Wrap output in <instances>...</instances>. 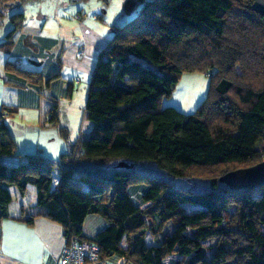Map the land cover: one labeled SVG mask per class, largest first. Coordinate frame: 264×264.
<instances>
[{
	"label": "trees",
	"instance_id": "obj_1",
	"mask_svg": "<svg viewBox=\"0 0 264 264\" xmlns=\"http://www.w3.org/2000/svg\"><path fill=\"white\" fill-rule=\"evenodd\" d=\"M27 1L0 0V15ZM137 1L139 14L99 52L87 125L68 151L6 164L20 155L7 122L17 109H0V222L46 216L108 263L118 255L129 264H264V184L233 190L220 180L264 160V0ZM9 18L12 40L25 14ZM11 65L53 101L49 122L58 125L59 103L45 90L61 73L23 69L19 58ZM186 72L210 76L207 97L193 113L161 108ZM12 185L21 194L36 186L29 213L10 216ZM87 215L108 224L90 236Z\"/></svg>",
	"mask_w": 264,
	"mask_h": 264
},
{
	"label": "crops",
	"instance_id": "obj_2",
	"mask_svg": "<svg viewBox=\"0 0 264 264\" xmlns=\"http://www.w3.org/2000/svg\"><path fill=\"white\" fill-rule=\"evenodd\" d=\"M38 1L40 6L36 8ZM45 1L29 0L25 5L23 4L25 22L23 28L14 35L16 39L14 49L9 44L11 39L6 40L9 28L6 27L2 30V34L0 33L3 37L0 38V78L2 79L0 109L16 108L18 113L31 114L28 122L36 117L35 120H43L44 124L53 107V101L41 94L37 87L30 85L13 65L6 70V62L10 58H19L22 61L21 68L38 71L45 76L59 71L61 76L54 80L50 87L54 93L53 97L56 98L61 96L54 90L58 81L65 85L64 88L67 87V92L71 84L73 92L76 77L86 76L91 80L99 52L111 40L113 28L122 25L124 21L132 20H128L125 15H119V9L111 11L107 0L96 2L102 14L95 12L91 15L80 6L71 9L72 5L67 1H60L61 9H57L52 14L44 9ZM9 27L12 29V25ZM25 58H30L29 63L22 60ZM68 74L70 78L67 77ZM67 92L63 90L61 93L68 95ZM7 122L10 127L11 123L18 125L17 119L12 115L7 118ZM18 152L19 156H5L3 161L8 165H14L25 154H43L42 151L21 150L19 145ZM138 190L140 192L142 187H138ZM7 193L11 197L8 204L11 217L20 216L22 208L29 213L37 202L38 192L34 185H28L25 194H21L16 185H12ZM89 222L98 223V230L88 232L86 226ZM107 224L98 215H87L84 232L94 236ZM65 244L66 237L62 225L46 216L36 217L31 225L12 218H4L0 222V264H55ZM122 244L126 246L125 240ZM108 261L110 264H129L125 258L118 255L110 257Z\"/></svg>",
	"mask_w": 264,
	"mask_h": 264
},
{
	"label": "rangeland",
	"instance_id": "obj_3",
	"mask_svg": "<svg viewBox=\"0 0 264 264\" xmlns=\"http://www.w3.org/2000/svg\"><path fill=\"white\" fill-rule=\"evenodd\" d=\"M60 1H67L71 3V9H76L77 6L83 7L85 12L89 15L95 12H100L102 14L101 9L96 6V2H102L103 0H80L78 2L74 0H46L43 3L44 9H47L48 12H52V14H54L57 9H61V4H59ZM107 1L110 4L108 5L110 6L111 11L119 9V15H125L129 18L128 20H133L139 14L142 6V4H139L133 11L127 13L124 10V3L127 0ZM27 2H25L24 5ZM13 4H16V2ZM38 4L39 1L37 2V5H35L36 8L40 6V4ZM24 5L17 4L12 8H8L7 12H3L4 14L0 15L1 34L2 30L6 29V27L9 28L8 31L11 30V27H9L12 25L9 18L10 15L13 12L21 11ZM27 16H29V13ZM124 23H126V21H124ZM0 36V38H3L2 35ZM2 40L3 39H1V41ZM15 43L16 39L14 37L9 43L12 49H14ZM22 60L25 63H29L30 58ZM67 77L70 78L69 74ZM77 78L78 77H76L74 90L71 94L67 92V87L64 88L65 85L62 84L61 81H58L55 86V92L61 95L56 97L60 106V123L58 125L50 124L49 116L48 121L44 124L43 120H35L36 117L33 118V121H30L31 123L28 122L31 118L30 113L17 112L13 115L18 121V125L11 123L12 132L21 150H31L32 152L42 151L43 154L48 155L51 158H58L62 152L66 150L68 151L70 144L76 143L81 138L83 128L87 125V121L85 120V108L88 100L90 80L86 76ZM0 84H2L1 78ZM210 84V76L206 73L186 72L182 75L172 94L170 96L163 97L160 106L161 108L171 106L184 113H193L207 97ZM63 90H65L68 95H62L61 92ZM45 92L48 95H54L53 90L50 88L46 89ZM10 116L11 115L8 113V117ZM179 184L187 185L188 183L186 180L181 179L179 180ZM98 228L99 225L95 222H89L86 226L88 232H94V230H98ZM206 245H208V242H206Z\"/></svg>",
	"mask_w": 264,
	"mask_h": 264
},
{
	"label": "water",
	"instance_id": "obj_4",
	"mask_svg": "<svg viewBox=\"0 0 264 264\" xmlns=\"http://www.w3.org/2000/svg\"><path fill=\"white\" fill-rule=\"evenodd\" d=\"M136 0H127L124 3L125 12L129 13L137 7ZM119 166H127L121 162ZM220 180L227 184L233 190L243 188L254 189L264 184V160L244 168H239L224 174Z\"/></svg>",
	"mask_w": 264,
	"mask_h": 264
},
{
	"label": "built area",
	"instance_id": "obj_5",
	"mask_svg": "<svg viewBox=\"0 0 264 264\" xmlns=\"http://www.w3.org/2000/svg\"><path fill=\"white\" fill-rule=\"evenodd\" d=\"M18 64L20 61L17 62ZM55 264H109L101 259L99 248L87 241H67L62 248Z\"/></svg>",
	"mask_w": 264,
	"mask_h": 264
}]
</instances>
